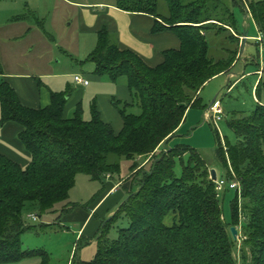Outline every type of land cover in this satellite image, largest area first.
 <instances>
[{
	"label": "trees",
	"instance_id": "16d2710c",
	"mask_svg": "<svg viewBox=\"0 0 264 264\" xmlns=\"http://www.w3.org/2000/svg\"><path fill=\"white\" fill-rule=\"evenodd\" d=\"M238 4L264 34V2L245 8L242 0H115L121 11L152 17V33L169 31L179 41L178 49L164 51L162 62L149 67L135 53L120 50L116 36L105 28L97 33L96 47L84 63L94 64V74L111 81L125 77L139 108L138 114L119 110L118 134L95 109L88 122L80 109L64 119L62 94H51L45 108H25L0 80V124L22 128L17 138L30 156L21 168L0 155V264H48L45 250L22 249L21 236L34 228L25 224L24 212L52 213L57 206L73 211L78 204L69 201V193L78 175L101 182L119 173L121 161L132 162V171L137 158L150 155L149 169L142 167L125 180L131 188L127 197L89 238L97 242L93 260L77 264H264V105L227 122L234 145L223 146L214 131L222 179L238 185L222 192V197L235 192L228 221L208 166L194 150L177 145L156 152L176 136L189 109H207L200 98L205 84L229 74L237 63L241 35L231 6ZM177 162L180 176L174 172ZM101 193L80 207L88 211ZM169 217L172 222L166 224ZM120 218L128 225L109 240L108 229ZM229 227H240L238 260Z\"/></svg>",
	"mask_w": 264,
	"mask_h": 264
},
{
	"label": "crops",
	"instance_id": "0c3cea01",
	"mask_svg": "<svg viewBox=\"0 0 264 264\" xmlns=\"http://www.w3.org/2000/svg\"><path fill=\"white\" fill-rule=\"evenodd\" d=\"M8 1L10 0H0V80L14 91L20 105L34 110L45 108L50 103L51 94H62L65 99L64 119H72L80 109L81 119L88 122L92 118V110L95 109L100 119L118 134L122 129L119 110H124L127 114L139 113L138 106L131 101L127 79L120 77L116 81H111L108 76H97L94 74V64L84 69L80 68V74L72 65L68 69L58 68L59 61L54 51L59 46L51 33L54 22L47 25L38 9L27 2L24 3L22 13H13ZM55 1L61 4L64 24L69 20L74 21L78 34L85 41L86 49L89 48L84 59L75 60L77 65H83L95 49L97 33L102 28L116 36L120 50L135 53L149 67H155L162 62L164 51L179 47V41L173 33L169 31L152 33L154 23L152 17L121 11L115 7V0ZM71 15L74 16V20L69 19ZM62 53L66 51L62 49ZM261 70L257 71L258 78L262 77ZM76 76L86 80L87 85L76 84ZM221 76L223 75L217 77ZM224 76L227 79L233 78L230 73ZM208 109L209 106L204 112ZM191 111L192 109H189L186 112L176 134L187 124ZM21 131L22 128L15 123L0 124V155L24 168L28 165L30 156L17 138ZM167 144L160 146L156 150L157 154L167 149ZM150 158L151 156L137 158L135 160L137 168L132 171L129 169L125 177L117 181L112 177L104 179L99 182L101 189L94 187L93 193L87 199L72 202L78 204L72 213H80L83 210L80 206L102 190L88 211L85 210L76 237L86 235L91 238L97 233L100 221L111 217L117 211V206L127 197L131 188L125 180L149 162ZM139 159L145 160L146 163L142 165ZM95 216H98L100 221H95ZM32 261L33 264L39 263L38 260Z\"/></svg>",
	"mask_w": 264,
	"mask_h": 264
},
{
	"label": "rangeland",
	"instance_id": "374dc122",
	"mask_svg": "<svg viewBox=\"0 0 264 264\" xmlns=\"http://www.w3.org/2000/svg\"><path fill=\"white\" fill-rule=\"evenodd\" d=\"M245 8L249 2H264V0H242ZM11 11L13 13H22L24 11V3H29L49 22H54V27L51 28L52 36L58 42L59 48H63L66 53H62V49L56 48V59L59 61L58 68L64 67L68 69L70 65L79 69L92 66V63L86 62L83 65H77L75 60L84 59L86 53V44L83 37L78 34L74 21H62V7L60 2L55 0H10ZM164 9V8H163ZM231 10L235 19L236 32L241 35L239 40L238 61L232 67L230 74L233 78L227 79L226 76L216 77L205 84L201 91L200 98L203 106H209L213 99L218 103L217 109L219 115L214 116V126L212 120H207L206 112L201 109H192L187 124L173 137L167 144V148H174L177 145H184L194 150L207 164L208 172L215 170L218 178H222V172L219 169L215 159V148L218 146L217 138L214 133L216 130L220 138L221 144L225 143L234 145L236 142L235 135L230 130L227 122L233 115H249L256 104L264 105V34L257 32L256 26L249 13H246L240 4L232 5ZM74 16H69V19ZM74 20V18H73ZM71 23V24H70ZM49 27V26H48ZM50 28V27H49ZM175 35V34H174ZM176 36V35H175ZM85 38V37H84ZM260 38V40H258ZM87 47L89 46V37H87ZM63 44V46H62ZM91 49V48H90ZM73 59V61H72ZM56 61V60H55ZM262 69V70H261ZM263 72L262 77L258 78L257 71ZM238 80V81H237ZM235 82L227 90V84ZM257 95H256V88ZM207 115V114H206ZM211 117V116H210ZM162 151L158 153L161 154ZM151 156V155H150ZM149 157V156H148ZM140 158V157H139ZM142 165L145 160L139 159ZM132 163L130 161H121L118 174L112 176L113 180L117 181L127 175ZM149 162L143 167L149 169ZM174 172L177 176L181 175V167L179 162L176 163ZM109 178H107L108 180ZM211 179V177H210ZM129 183L128 184L129 186ZM101 189L99 182L91 181L85 175H78L73 189L69 193V201L87 199L93 188ZM223 192V191H222ZM222 214L225 221L230 219V207L235 199V192L227 191L222 197H219ZM125 200V199H124ZM123 203V202H122ZM121 203V204H122ZM119 204L117 207L119 208ZM117 208V209H118ZM80 213H72L73 211L62 212L61 207L57 206L52 213L39 214L38 211H25L23 220L26 225L34 226L33 229L26 231L21 236L22 249H43L49 256L48 264H77L78 262L89 263L93 260L97 251V242L89 240L84 235L80 240L77 236L78 226L84 217L85 209ZM116 212V211H115ZM114 212V213H115ZM35 215L36 221H32L28 216ZM107 217L105 220H109ZM95 221L100 218L94 217ZM100 221V220H99ZM172 219L166 218L165 223L170 224ZM128 222L125 218H120L116 223L111 224L107 238L114 240L117 237L119 228L127 227ZM46 226V227H45ZM231 227H229L230 229ZM237 230V241L234 249V257L238 260V249L240 245V227H234ZM90 230V228L88 229ZM92 238V237H91ZM86 241V242H85ZM34 261L29 260L21 264H33Z\"/></svg>",
	"mask_w": 264,
	"mask_h": 264
},
{
	"label": "built area",
	"instance_id": "2783aa9c",
	"mask_svg": "<svg viewBox=\"0 0 264 264\" xmlns=\"http://www.w3.org/2000/svg\"><path fill=\"white\" fill-rule=\"evenodd\" d=\"M258 40H260V38H258ZM75 83L78 84V85H87V82L86 80L82 79L81 77L79 76H76L75 77ZM217 105L218 103L215 102L206 112L205 114V117L206 119L209 121V120H212L211 118H213V120L211 121L212 124L214 126H216L214 123V116L216 115H219L220 114V111L217 109ZM211 116V117H210ZM108 178V176H107ZM214 185H215V191H216V196L219 198L220 197V194L222 193V191L228 187L229 189L231 190H235V189H238V185L236 182L234 181H231L229 183H226L224 179L222 178H218V176L216 175V180L213 181ZM32 221H36L37 220V217L35 215H29L28 216Z\"/></svg>",
	"mask_w": 264,
	"mask_h": 264
},
{
	"label": "water",
	"instance_id": "95a60500",
	"mask_svg": "<svg viewBox=\"0 0 264 264\" xmlns=\"http://www.w3.org/2000/svg\"><path fill=\"white\" fill-rule=\"evenodd\" d=\"M216 99H213V101L210 103L209 108L215 103ZM210 177L212 181L216 180V172L215 170H210ZM230 235L233 239V241H237V230L234 227H231L229 229Z\"/></svg>",
	"mask_w": 264,
	"mask_h": 264
}]
</instances>
